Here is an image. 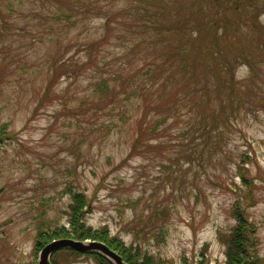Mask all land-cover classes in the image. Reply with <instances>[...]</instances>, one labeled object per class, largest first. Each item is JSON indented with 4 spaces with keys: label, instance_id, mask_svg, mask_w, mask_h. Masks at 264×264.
Instances as JSON below:
<instances>
[{
    "label": "rangeland",
    "instance_id": "374dc122",
    "mask_svg": "<svg viewBox=\"0 0 264 264\" xmlns=\"http://www.w3.org/2000/svg\"><path fill=\"white\" fill-rule=\"evenodd\" d=\"M138 1L0 0V131L14 133L0 146V264H38L48 244L39 245V234L61 228L72 232L69 212L76 192L90 200L86 226L108 227L126 246H134L137 260L226 264L223 236L236 224L233 204L247 188L236 168L244 152L258 201L241 202L264 259V0L219 2L230 11L224 43L227 59L236 60L232 96L246 104L231 126L220 128L228 151L223 158L211 155L207 136L198 134L197 108L192 110L181 89L183 99L163 114L167 120L150 108L145 146L123 161L137 137L143 100L126 101L127 117L120 120L117 110L102 109L107 101L98 102L93 87L103 74L118 90L120 78L144 64L147 42L132 31L117 32L118 14L126 10L140 23L173 24L165 13L159 19L150 16L159 12L160 0L135 9ZM194 6L196 23L208 9L218 17L216 1L178 0L175 5L184 16ZM67 11H74L71 19ZM110 13L111 33L103 38ZM99 37L105 41L101 49L85 46ZM210 40L206 36L204 45ZM56 70L60 77L50 87ZM59 251L51 254L53 264H100L90 252L67 256Z\"/></svg>",
    "mask_w": 264,
    "mask_h": 264
},
{
    "label": "trees",
    "instance_id": "16d2710c",
    "mask_svg": "<svg viewBox=\"0 0 264 264\" xmlns=\"http://www.w3.org/2000/svg\"><path fill=\"white\" fill-rule=\"evenodd\" d=\"M206 1L217 2L218 17L215 18L212 11L208 14L210 10L208 9L203 12V20H199L197 23L192 20L194 19L193 13L196 7H191L190 10L192 11L186 13L185 16L181 15L180 7H175L178 4V0H160L159 12H153L150 15L159 19L158 16L161 15L163 17L165 13L166 16H169L168 21L171 20L173 22L171 26H167L165 21L160 24L151 20L140 23L136 20V17H133L132 14H135L134 12L130 13L132 18L131 16L128 18L126 10L122 11L120 15L118 14L119 27H116L118 28L117 32H122L126 35L127 31H132L134 35L143 36V40L147 42L144 64L133 75L120 78L124 82L118 90L111 85L112 77L107 78L103 74L93 87L94 91L100 96L98 102L100 100L102 102L107 101V103L102 105V109L109 107L111 110H117V118L120 120H126L127 117L128 109L125 107L126 101L132 99L140 100V98L143 100L141 103H143L145 108L142 111V117L139 119V126H137V137L130 147L131 150L128 156L123 161H126L129 156L138 153L145 146L143 136L147 135L148 128L146 127L147 121L144 119L149 116L150 108L160 115L162 122L165 119L167 120L169 116L163 114L170 107L178 105L179 101L183 99L180 96L181 89L185 90V96L189 99V103L187 104L193 106L192 110L195 107L197 108L198 113L196 112V117H199L197 121L200 125H197L196 129L201 137L202 135L207 136L208 139L204 141L206 145L211 146V155L214 154L218 161H220L224 154L228 152L225 150L227 143H222L221 136H219V134L226 136V132L224 133L220 128L231 126V122L243 111L246 104L241 97L237 96L236 98L232 96L237 87L233 67L236 60L227 59L225 55L226 45L224 43L225 39L229 36L226 19L227 12L229 15L230 11H226L224 6L219 4V2L223 3L225 0ZM138 2L139 4L135 6V9L141 7L143 3H151L150 0H139ZM151 4L154 3L152 2ZM89 6L88 8L91 10L96 8L94 3H91ZM102 9L99 7L101 14ZM64 13H68L69 15L65 14V16L71 19L70 16L74 11ZM88 14L84 17H89ZM111 14L105 17L103 38H107L111 33L110 26L114 21ZM147 25L150 26L148 27ZM258 30V35H262L261 29ZM125 35H119L117 38L124 39ZM208 35L211 37V40L207 44L208 46H206L204 45V38ZM103 38L99 37L91 41V43L85 44V46L88 49L95 48V50H99L105 44ZM65 74L69 75L66 71ZM58 77L60 76H58V71L56 70L49 80L50 87H52ZM115 77L116 80L121 82L119 77ZM224 89H228V91L224 92ZM250 93L252 92L250 91ZM255 93L254 91L253 94ZM166 94L168 95L167 99H165L167 97ZM224 94L226 95L224 96ZM215 99L219 100L218 108L214 106L217 103ZM100 106L99 104L96 107L99 109ZM173 110H177V108H173ZM152 131L156 134L158 130L154 128ZM200 136L197 138H200ZM10 139H14V133L7 134L4 130L0 131V146ZM248 154V152L240 153L236 160L237 173L240 176L241 183L247 188L242 193V196L233 204L231 214L237 222L223 236L226 246V264H264V259L259 255V242L255 236V229H252V224L249 225V222L246 220L247 216L244 213L245 210L241 202V198H244V200L250 202V206L258 201L254 191L256 183L248 177L249 170L247 171V168H244L243 162L246 161L245 156L249 158ZM2 189L0 188V192ZM72 199L73 203L70 206L71 210L69 213L71 214L70 223L73 225V231L70 232L66 228H61L51 231L49 234H39V245L41 247L45 246L43 242L49 243L54 239L69 237L70 235L80 240L86 238L101 240V242L106 243L112 249L119 252L129 264L153 263L148 258L142 261L137 260L132 251L134 250V246H126L120 237L111 234L108 227L102 226L100 229H93L90 226H86L84 213L87 205L89 208L90 200L86 199L85 194H79L78 192L72 196ZM50 234L51 236L48 237L47 235ZM59 250H61L59 254L63 253L67 256L79 253L69 247ZM92 255L100 264H113V262L103 255ZM158 264H163V262L161 261Z\"/></svg>",
    "mask_w": 264,
    "mask_h": 264
},
{
    "label": "water",
    "instance_id": "95a60500",
    "mask_svg": "<svg viewBox=\"0 0 264 264\" xmlns=\"http://www.w3.org/2000/svg\"><path fill=\"white\" fill-rule=\"evenodd\" d=\"M63 247H70L80 253H98L109 258L114 264H128L116 250L104 242L98 240L86 242L71 238L57 239L48 243L41 251L38 264H53L50 260L51 254Z\"/></svg>",
    "mask_w": 264,
    "mask_h": 264
}]
</instances>
